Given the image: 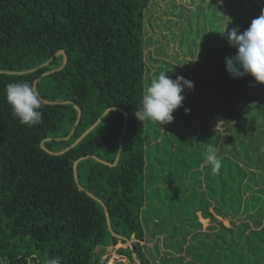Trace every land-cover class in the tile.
I'll list each match as a JSON object with an SVG mask.
<instances>
[{
  "label": "trees",
  "instance_id": "obj_1",
  "mask_svg": "<svg viewBox=\"0 0 264 264\" xmlns=\"http://www.w3.org/2000/svg\"><path fill=\"white\" fill-rule=\"evenodd\" d=\"M150 1L0 0V69L27 70L52 58L32 72L0 73V264H107L102 260L107 248L131 238L132 248L116 250L127 257V264H136L132 252L141 264H264V84L251 75L232 78L225 64L231 56L225 50L219 65L226 71L220 74L222 82L212 81L213 70L203 100L208 108L212 90L220 87L212 102L218 105L217 120L223 121L222 137L207 135L205 127L199 139L204 149L193 145L196 119L192 110L184 113L181 108L179 121L170 122L168 132H161L160 125L149 131L151 125L138 121L134 112L150 83L144 25ZM229 2L242 7L237 0ZM61 49L67 54L65 66L42 76L62 64L63 56L55 55ZM35 79L42 99L69 100L81 108L77 124L72 103L43 101L40 124L19 122L7 102L6 86L26 81L33 87ZM109 107L127 113L116 165L90 155L114 162L125 120L117 109L63 153L40 147L49 137L44 142L49 150H63ZM183 118L192 127L186 133L181 131ZM209 146L221 161L218 174L205 162ZM83 156L88 157L77 165L80 190L73 163ZM158 158L169 164L158 166L153 162ZM156 167L166 175L164 183L179 180L181 187L167 192V199L176 201L159 204L151 212L159 220L145 227L143 213L155 208L159 196L151 176ZM189 179L187 193L183 183ZM86 191L104 203L111 228L123 239L111 235L105 208ZM197 212L210 221L206 228ZM215 215L230 218L229 225ZM158 232L165 233L163 245L169 249L162 254L155 243L141 244Z\"/></svg>",
  "mask_w": 264,
  "mask_h": 264
},
{
  "label": "rangeland",
  "instance_id": "obj_2",
  "mask_svg": "<svg viewBox=\"0 0 264 264\" xmlns=\"http://www.w3.org/2000/svg\"><path fill=\"white\" fill-rule=\"evenodd\" d=\"M237 2L242 4L241 8H235V4H231L229 0H151L149 6L145 10V39L146 45H148L145 48L146 65L148 69L147 76L150 78L151 82L158 77L161 72H166V75L172 79L180 75L193 82L194 87L191 90L185 89L183 93L185 99L180 108L183 110H192L191 114L193 119H196L194 127L196 137L190 139V142H192L193 145H202L201 147L203 149L205 145L201 141L203 140L201 137L204 136L202 132H206L205 127L210 132V134L207 135L211 136H217V133H219L222 137L224 131L223 121L221 119L217 120L214 113L218 105L215 106L212 102V98L218 95L215 93L218 92L220 87L216 86L215 90H212L213 92L210 94L211 100L208 103L210 107H205L203 101L207 99L206 90L207 83L209 82L207 77L214 70L213 73H216V77H213L212 81L215 80L218 84L222 82L221 75H225L226 71L219 65L220 62H224V52L226 50L229 52L230 56H234L237 51L235 47L229 45L227 33L236 25L240 26V31L242 32L250 25L254 18L264 12V0H237ZM210 12L214 13L212 14ZM224 29L225 31L223 34L225 35L223 39V35L221 38L220 35ZM206 67H209V69ZM146 84L148 86L147 82ZM192 93H194V95ZM199 97L201 100H198ZM199 101L200 103L197 104ZM198 106L200 107L197 108ZM197 109H199L198 112L196 111ZM184 113H187V111H184ZM173 114L175 115L174 120L179 121L178 117L180 113L178 110ZM182 120L185 124L181 131L186 133V129L190 130L192 127L190 125L188 126V118H183ZM148 124L151 125L150 127L148 126L149 131H152L159 125L153 122H148ZM169 126L170 123L162 124L160 131L168 132ZM171 128H175L174 123L171 125ZM175 129H173L172 133L176 134L177 131ZM155 142H159V139L157 138ZM151 143L152 142H150V144ZM219 143L220 140L217 141V146H219ZM153 162L157 163L158 166L169 164L168 161L166 162L164 159L160 158ZM178 162L179 161L176 159L175 164H178ZM205 162L207 163V161ZM166 172L169 173V170ZM151 176L153 181L152 184L159 188V196L155 197L153 203L155 208L143 213L145 227H153L154 222L159 220L154 214H151V212L153 213L158 209L157 207L159 204H162V202L169 204V201H176V199H167V192H171L173 187L177 189L181 187L179 180L174 183L171 181L164 183L166 175L157 167L154 169ZM183 184H185V186L187 185L186 188H190V179ZM166 187L168 189H166ZM189 188H187V193H189ZM204 189L205 184L203 181H200V190ZM209 210L213 212V201ZM197 214L203 224V228H206L210 221L206 218H202L200 212H197ZM215 216L225 225H229L230 218L222 219L217 215ZM234 220L236 221V219ZM164 237V232H158L152 240L141 241V244L146 247H152L155 243L159 247V254H162L169 250L163 245ZM128 241L124 243L119 242L115 246L110 245L103 255L102 260L106 258L107 264L129 263L127 257L116 252L118 248L130 247ZM131 241L135 240L131 238Z\"/></svg>",
  "mask_w": 264,
  "mask_h": 264
},
{
  "label": "clouds",
  "instance_id": "obj_3",
  "mask_svg": "<svg viewBox=\"0 0 264 264\" xmlns=\"http://www.w3.org/2000/svg\"><path fill=\"white\" fill-rule=\"evenodd\" d=\"M227 41L237 49L234 56L225 57L230 76L236 79L251 75L255 83L264 84V12L242 32L239 25L234 26L227 33ZM193 87V82L183 76L177 75L172 79L166 72H161L146 87L134 115L142 123L153 122L160 126L170 123L174 120L173 113L183 105L185 89L191 90ZM5 94L12 114L21 124L33 127L42 122L41 109L44 105L30 82L9 83ZM205 158L212 172L218 174L222 165L217 158L216 148L209 146ZM51 264H57V261L52 260Z\"/></svg>",
  "mask_w": 264,
  "mask_h": 264
},
{
  "label": "water",
  "instance_id": "obj_4",
  "mask_svg": "<svg viewBox=\"0 0 264 264\" xmlns=\"http://www.w3.org/2000/svg\"><path fill=\"white\" fill-rule=\"evenodd\" d=\"M55 55H62L63 56V61H62V64L58 67V68H56V69H53V70H50V71H46V72H44L43 74H42V76H45V75H48V74H50V73H52V72H55V71H57V70H60L61 68H63L64 66H65V64H66V62H67V54H66V52L63 50V49H61V50H58L56 53H55ZM52 60V58L51 59H49V60H47L46 62H44L43 64H41L40 66H38V67H35V68H31V69H27V70H22V71H8V70H1L0 69V73H6V74H22V73H27V72H32V71H35V70H37L39 67H43V66H46L47 64H49V62ZM37 81H38V79H35L34 80V83H33V88L36 90V83H37ZM37 91V90H36ZM38 93V92H37ZM41 100L44 102V103H48V104H65V103H72L73 104V106L75 107V109L77 110V120H76V124L78 123V121H79V119H80V117H81V112H82V110H81V108L76 104V103H73L72 101H69V100H58V101H50V100H46V99H42L41 98ZM111 109H117V110H120L122 113H123V115H124V118H125V120H124V124H123V128H122V131H121V136H120V138H119V141H118V151H117V154H116V157H115V160H114V162L113 163H108V162H106V161H104V160H102V159H100V158H98V157H96V156H94V155H90L91 157H93L95 160H97V161H99V162H101V163H104V164H108V165H110V166H114V165H116V163H117V161H118V158H119V155H120V152H121V150H122V138H123V133H124V131H125V128H126V125H127V113L125 112V111H123L121 108H119V107H109V108H107L103 113H102V115L90 126V127H88L78 138H76L75 140H74V142H72V144H70L68 147H66V148H64L63 150H61V151H51V150H49L45 145H44V142L45 141H50L51 140V138H45L44 140H42V142L40 143V147L42 148V149H44L45 151H47L48 153H50V154H60V153H63V152H65V151H67L68 149H70L71 147H73V146H75L89 131H91L94 127H96V125L101 121V119H102V117H104ZM73 131H74V128L71 130V132H70V134H68V136H66V137H64L63 139H68L71 135H72V133H73ZM57 140H59V138H57ZM89 156V155H88ZM88 156H83V157H80V158H78V159H76L75 161H74V163H73V174H74V179H75V181H76V183H77V186H78V188L80 189V190H84V188L78 183V175H77V165H78V163H79V161H81L82 159H84V158H86V157H88ZM86 193L91 197V198H93L94 200H96V201H98L100 204H102L103 205V207L105 208V214H106V219H107V227H108V230L110 231V233H111V235L112 236H116V237H118V238H120V239H123V237L121 236V235H118V234H116L114 231H113V229L111 228V225H110V216H109V213H108V211H107V209H106V206L104 205V203L98 198V197H96L93 193H91V192H89V191H86ZM128 241V240H127ZM129 242V244H130V248H132V242L133 241H131V239H130V241H128ZM132 258L134 259V261H135V263L136 264H141L140 263V260L138 259V257H137V255H136V253L135 252H132Z\"/></svg>",
  "mask_w": 264,
  "mask_h": 264
},
{
  "label": "built area",
  "instance_id": "obj_5",
  "mask_svg": "<svg viewBox=\"0 0 264 264\" xmlns=\"http://www.w3.org/2000/svg\"><path fill=\"white\" fill-rule=\"evenodd\" d=\"M26 264H28V263H26Z\"/></svg>",
  "mask_w": 264,
  "mask_h": 264
},
{
  "label": "crops",
  "instance_id": "obj_6",
  "mask_svg": "<svg viewBox=\"0 0 264 264\" xmlns=\"http://www.w3.org/2000/svg\"><path fill=\"white\" fill-rule=\"evenodd\" d=\"M112 246V245H111ZM114 246V245H113Z\"/></svg>",
  "mask_w": 264,
  "mask_h": 264
}]
</instances>
